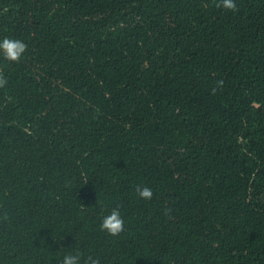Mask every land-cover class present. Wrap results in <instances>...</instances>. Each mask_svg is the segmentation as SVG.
<instances>
[{
  "label": "trees",
  "instance_id": "16d2710c",
  "mask_svg": "<svg viewBox=\"0 0 264 264\" xmlns=\"http://www.w3.org/2000/svg\"><path fill=\"white\" fill-rule=\"evenodd\" d=\"M217 2L0 0V264H264V0Z\"/></svg>",
  "mask_w": 264,
  "mask_h": 264
},
{
  "label": "clouds",
  "instance_id": "9594fccd",
  "mask_svg": "<svg viewBox=\"0 0 264 264\" xmlns=\"http://www.w3.org/2000/svg\"><path fill=\"white\" fill-rule=\"evenodd\" d=\"M217 8H224L227 10L236 11L237 5L235 0H218L215 5ZM28 51V45L16 38L4 37L0 40V53L6 61L19 63L22 56ZM9 81L4 71L0 69V89L5 88ZM223 86V80L217 81V88ZM217 88L212 89V93L215 94ZM135 194L144 201H150L153 199V189L147 184H137L135 186ZM102 209L104 206H101ZM165 214L170 209L165 208ZM99 229L102 232L107 233L110 236H119L126 230L125 219L121 214V206L117 204L105 211V214L101 217L99 223ZM59 264H101L99 257L89 254L84 256L79 251L68 252L63 255Z\"/></svg>",
  "mask_w": 264,
  "mask_h": 264
}]
</instances>
